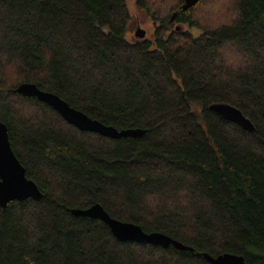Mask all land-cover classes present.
Segmentation results:
<instances>
[{"label": "trees", "instance_id": "16d2710c", "mask_svg": "<svg viewBox=\"0 0 264 264\" xmlns=\"http://www.w3.org/2000/svg\"><path fill=\"white\" fill-rule=\"evenodd\" d=\"M135 2L153 42L126 40L128 0H0V120L43 194L0 207V264H264V0ZM22 84L143 134L82 132ZM97 204L193 250L122 243L72 214Z\"/></svg>", "mask_w": 264, "mask_h": 264}, {"label": "water", "instance_id": "95a60500", "mask_svg": "<svg viewBox=\"0 0 264 264\" xmlns=\"http://www.w3.org/2000/svg\"><path fill=\"white\" fill-rule=\"evenodd\" d=\"M201 0H184V9H189L197 5ZM138 39H144L146 32L138 29L136 32ZM15 92L24 97L37 98L39 101L48 104L67 123L76 127L82 132L96 133L111 139H122L127 137H137L143 134L141 130H118L113 126H107L98 120H94L85 113L72 108L59 96L43 91L34 84H22ZM210 109L219 117L236 124L244 131L254 133L255 126L243 112L237 107L217 103L211 105ZM43 198L38 186L26 176V169L15 155L7 126L0 120V207L6 209L14 201L23 202L28 199L39 201ZM72 214L77 217H88L105 223L111 230L113 236L122 243L133 242L139 244H149L162 248L173 246L179 251H192L188 247L171 237L162 233H145L142 228L133 223H127L112 218L110 214L99 204L88 209H74ZM204 257L211 264H247L242 256L225 254L213 257L204 254Z\"/></svg>", "mask_w": 264, "mask_h": 264}, {"label": "rangeland", "instance_id": "374dc122", "mask_svg": "<svg viewBox=\"0 0 264 264\" xmlns=\"http://www.w3.org/2000/svg\"><path fill=\"white\" fill-rule=\"evenodd\" d=\"M223 2V0H222ZM128 6L131 13V19L127 25L125 38L129 42H136L140 40L136 37V32L138 29H142L146 32V37L144 40L154 41V31L156 23L147 15V13L139 8L135 0H128ZM184 30H189L187 26H183ZM194 34H198L195 29L191 30Z\"/></svg>", "mask_w": 264, "mask_h": 264}]
</instances>
